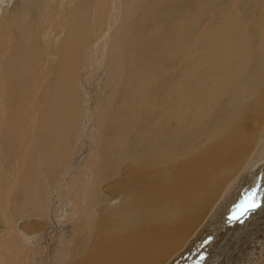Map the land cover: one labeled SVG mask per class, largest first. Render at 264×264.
<instances>
[{
  "label": "bare ground",
  "instance_id": "6f19581e",
  "mask_svg": "<svg viewBox=\"0 0 264 264\" xmlns=\"http://www.w3.org/2000/svg\"><path fill=\"white\" fill-rule=\"evenodd\" d=\"M243 1L252 8L250 16L240 8ZM99 4L97 8L100 14L97 11V18L92 20L94 25L88 49L84 53L90 24L84 22L85 16L79 20L74 17V21L70 22V32L65 37L67 42L61 57V71L57 77L58 89H54L53 96L44 102L41 120L40 114L37 116L35 111L39 105L37 97L41 92L35 95V100L26 101L23 96L26 79L20 74L24 69L29 70L28 65L30 67L35 61L33 57L41 48L34 42L32 33L29 34L32 36L21 33L25 30L24 23L19 21L21 24L16 25L19 32L14 35L7 26L5 14L0 15V164L6 144L15 142L22 146L21 150L17 146L21 163L17 165L14 174L8 175L2 168L3 164L0 165V222L11 224V208L21 212L17 216H23L24 212L27 214L30 210L26 203L35 205L30 215L40 219L36 226L32 225L35 226L34 230L32 227V231L25 228L30 234L26 241L34 239L35 242L29 256H22L19 264H36L40 261L39 258L46 252L43 244L54 242V239L49 238L52 230L70 221L67 214L60 211L61 203H50L54 192L52 189L54 186L58 189L59 184L64 182L70 162L74 164L76 173L83 165L89 166L91 175L88 173L90 177L86 178L89 192L85 194L89 199L86 198V203H68L75 200L73 194L64 198V202H67L65 208L81 219L75 222V232L68 238L70 240L65 256L54 264H178L189 259L188 255L194 249H201L198 240L208 242L207 232L215 228V220H218L222 212L221 219L238 217V220L244 215V219L255 221V232L241 240V235L248 234L244 229L236 231L237 234L230 232L235 234L233 239L224 236V229L221 228L220 232L216 229L218 234L214 237L219 242L211 243V251L205 260L210 264L215 263L218 258L213 263L210 258L213 249L225 241L230 243L227 249L230 253L224 263L264 264V0H201L198 3L201 7L199 14L193 15L188 25L185 22V26L174 31L176 35H172L174 39L169 48L171 63H175L180 55L183 59L179 64L189 65L179 83L172 81L178 65L163 72L160 77H153L154 73L151 74L143 65L138 77L136 73L132 74L136 79L131 75V71L138 73L139 58L126 50L129 47L126 40H132L133 34L130 31H136L139 25L135 18L143 22V12L147 11L152 0H99ZM215 6L216 9L212 11ZM71 9L63 10L62 23L68 15H72ZM208 16H211V20L196 31V24L202 17ZM43 21H40L42 25ZM63 25L59 23L57 28L62 31ZM189 27H193L191 35L187 31ZM182 38H185L183 44L180 43ZM12 49L18 53L13 54L14 58L11 56ZM47 53L51 55V51ZM21 54H29L31 63L18 61V55ZM80 63H83L82 66ZM33 65L39 67L40 58ZM123 67L127 72L123 71ZM121 68L124 78L119 80L118 71ZM98 69L100 73L108 75L106 77L114 75L117 83L123 80L124 87L129 83L127 79L132 85L137 80L138 88L131 93V97L126 96L124 104L122 102L125 116L124 113L122 116L114 114L113 109L117 113L119 103L115 105L113 100L106 108L100 109L97 106L99 96L95 91H85L87 86L92 85V77L99 74ZM87 71L91 76L87 73V79L82 78L80 81L81 74ZM35 72H31L33 77L28 75L31 77L30 85H38L37 89L40 90ZM4 77L9 81H5ZM167 83L171 88L170 85L166 87ZM118 85L112 88L115 98H119L122 90ZM160 87L163 95L155 94L154 91L161 92ZM124 89L129 92L127 87ZM254 90L257 97L254 95L256 99L250 100ZM86 92L94 98L96 107L92 111L85 109V115L101 111V120L96 123V133L100 138H97L98 145L91 159L84 157L80 161L82 147L78 144L75 152L71 142L78 138L77 132L86 133L85 137L89 135L88 127L77 131L81 116L79 107L88 101ZM167 96L172 102L171 106L177 105L168 111L182 113L184 125L178 126L181 129L178 134L171 133L174 138L165 147L160 144L165 135L161 137L158 128L168 120L165 118L168 115ZM79 103L82 104L78 106ZM252 103L255 104L253 107ZM119 106L122 108V105ZM148 108L149 116L146 111ZM109 109L111 112L105 120L104 111ZM35 120H40L38 129ZM103 129L104 132L109 130L107 135L103 134ZM195 131L201 132L198 138L197 135L189 138L188 135ZM255 148L256 151L251 155ZM184 155H187V159L179 161ZM4 159H7L6 156ZM159 165L163 167L157 168ZM45 169H48V174ZM80 175L81 172L72 182L67 183L63 193L61 187L56 191H60L63 197L68 195L66 193L70 192L72 186L75 187L74 181L80 179ZM51 177L54 183L39 190L40 183L50 182ZM105 182H110L111 186L106 197L112 195L109 201L118 197L116 203H104L106 198L101 188ZM24 184L34 189L25 194ZM243 188L251 189L246 199V192L240 194ZM42 191L47 193L46 196ZM244 199L248 200V203L243 201L247 204L239 209L233 205L236 210L232 208V203ZM227 221L228 225L230 220ZM9 238L12 239L10 235ZM45 256L53 262L51 254ZM199 259L198 254L196 260ZM14 263V258L11 259L0 250V264Z\"/></svg>",
  "mask_w": 264,
  "mask_h": 264
},
{
  "label": "rangeland",
  "instance_id": "374dc122",
  "mask_svg": "<svg viewBox=\"0 0 264 264\" xmlns=\"http://www.w3.org/2000/svg\"><path fill=\"white\" fill-rule=\"evenodd\" d=\"M4 1L0 0V2H1L0 6L4 9V10L2 8L0 9V15L5 14V16L7 18V26H9V29L13 31L14 35H17L16 33H18L19 31H18V29H16V25L17 24H21L20 22L24 23V27H25L24 29L25 30L21 31V33L27 34V35L32 33V35H34V37H35L34 42L37 44L38 48H41V49H39L40 52H36L34 57H33V60L35 59V61H37L40 58L39 67H35L33 65V63L35 61H33L31 63V56H29V54L18 55L20 57V58L18 57L20 59V60L18 59V61L30 62L31 63L30 67L28 65V69L31 70V71H29L27 69L26 70L24 69V71H22L20 73L26 79L25 80L26 81V83H25L26 86H25V90L23 92V96H24L26 101L29 100V102H30L32 100H35V97H37L38 94H40V92H41L39 97H37L39 99V105H38V107L35 108L36 115L38 116L40 114L39 119L41 120L42 119L41 117H42L44 102L48 101L53 96L54 89H56V90L58 89V88H56L57 82L59 81V79L57 81V77H58L59 72L61 71V68H60L61 67V57H62V54H63V48L65 46V43L67 42V38H65V37H67V35L70 32V29H69L70 22L74 21V17L77 20H79L80 17L85 16V21L84 22H86L87 25L90 24V32L87 35V46L83 50V53H84L88 49V41H89V37H90V34H91V28L94 25V22L92 23V20L94 21L97 18V11H98L97 7H99V5H100L99 4V0H4ZM200 2H201V0H176V1L175 0H152V4L150 6H147V11L143 12V14L145 15V17L143 18L144 19L143 22L142 21L140 22V20L138 18H135L136 21L138 20L139 25H138V28H137L136 31H130L133 34L132 35L133 36L132 40H129V39L126 40V42L129 44V47H127L126 50L130 54L132 53L135 58H139V60L137 61V63H138V68L137 69H138V73L139 74L137 72H132L131 71V75L133 73L135 75V73H136L135 76L138 77L142 73L141 65H143V66L146 67L145 69L147 71H150L151 74H152V72L154 73V75L152 74L153 77H157V75H158V77H160L163 72H165L167 70H170L171 68H174L176 65H178V67H176V68L178 69L179 73H177L178 71L176 72V75L173 76L176 79L172 78V81L179 83L180 80H182L184 78V75L186 73L185 71H187L189 65L185 64V63L181 64V65L179 64V62H181L182 59H183L182 56L180 57V55L176 59L175 63H171L172 61H171V58H170V49L169 48L171 46V41L174 39V36H172V35H176V33H173V32L176 31L177 29L182 28V26H185V22H186V25H188L190 18H192L193 15L196 16V15L199 14V9L201 7L199 6L198 3H200ZM2 3H3V5H2ZM218 5H219V1H218ZM22 6H25V8H22ZM65 8H69V9L72 8L71 9L72 15H70V16L68 15V17L66 18L65 22L62 23V21H63L62 20V12H63V10ZM240 8H241V10L243 12L246 13L247 16H250L252 14V8L249 5V3L243 1L242 5L240 6ZM101 9H102V7H101ZM215 9H216V6L213 7L211 10L214 11ZM253 9H254V7H253ZM12 11H13L14 15H15V13L17 15L14 16ZM98 14H100V9L98 11ZM9 16H11V18ZM17 16L19 18H17ZM132 16H133V14H132ZM132 18L133 17H130V19H132ZM8 19H9V21H8ZM43 19H44V21H43ZM210 20H211V16H208L207 18L202 17L201 20L196 24V27H195L196 31H199V28L201 26H203L205 22H208ZM0 21H1V19H0ZM40 21L44 22L43 25H42V23ZM179 22H181V23H179ZM59 23L64 24L63 27H62L63 28L62 31H60L57 28V25ZM200 23L202 25H200ZM213 23H215V20L213 21ZM43 27H44V29H43ZM187 31H188V34H190V33L192 34L193 27H191V28L189 27ZM26 32H28V33H26ZM32 35H29V36H32ZM182 41H185V38L184 39L182 38L180 43ZM183 43L184 42H182L181 44H183ZM136 45H138V46H136ZM134 46H136V47H134ZM43 47H45V48H43ZM42 49H44V50H42ZM13 51H15V50L12 49V51H11L12 52V55H11L12 57H13V54L16 53V52H13ZM42 51H43V53H41ZM47 51H51V55H49L48 53L46 54ZM6 52H9V50H7ZM16 54H18V53H16ZM22 55H23V57H21ZM24 59H27V60L24 61ZM79 60H80V58H79ZM15 61H17V60H15ZM100 63L102 65L103 61L100 62ZM164 63H166V64H164ZM80 64H81L80 66H82L83 63H80ZM179 65H180V67H179ZM171 66H173V67H171ZM31 67H33V68H31ZM100 68L102 70V67H100ZM99 69H98L99 74H97V76L96 75L93 76L92 79H91L92 85L87 86V84H86L87 87L85 88V91H89V90L95 91V93L99 96V101H98V105L97 106L100 109L106 108L109 103L113 102V100H114V104L115 105L117 103H119L117 105V109H116L118 114L116 113L115 109H113L114 110V114H116L118 116H119V114H121V116H122L123 113H124V116H125V112L122 110L123 109V104H124L123 101L126 99V96H130L131 97L133 92L136 90V87L138 88L137 80L133 81V83L136 82V84L135 85L133 84L134 85L133 86L131 81L129 79H127L129 81V83H127L128 85L126 86L128 88L127 91H129L127 93L126 89H124L125 92L123 90V88H126V87H124L123 80H122V82L117 83V81H116L117 78H114L115 77L114 75H112V77H111V75L109 77H106L108 75H105L104 73H100L101 71ZM33 70L37 71V79H38L39 84L41 86L40 90L37 89V87H39L38 85H34V86L30 85L31 84V81H30L31 77H33V74H31V72L32 73H36ZM123 71L127 72V70H125V68L123 69ZM123 71H122V68H121V71H118V73L120 72L119 78H118L119 80H121V78H124V76L122 75ZM23 73H25L24 75H26V76H24ZM83 73H85V74H83ZM83 73L80 76V81L82 80V78L87 79L88 75L91 76L88 71L87 72H83ZM87 73H88V75H86ZM29 74H30L31 77L28 76ZM78 75H80V74H78ZM134 75H132V76H133L134 79H136L137 77H135ZM185 79H186V77H185ZM4 80L7 81V82L9 81V80H7V77H4ZM184 81H183V83H184ZM50 83L52 85H50ZM78 85L79 86L81 85L80 82L78 83ZM78 85H77V87H78ZM116 85H118L119 87H122V90H121L122 94L120 93L119 98H115V95H114L115 93L112 91V88H114ZM169 85L170 84L167 83L166 87H168ZM26 87H29V88H26ZM93 87H95L97 90H95V88H93ZM170 88H171V85H170ZM109 89H110V91H109ZM160 91L161 92L154 91V93L155 94L160 93L161 95H163V93H162L163 89L162 88L160 89ZM255 91L256 90H254L252 92L250 100H252V99L255 100L256 99V97H257L256 95L257 94L255 95ZM31 92H32L33 95L31 94ZM86 93H87V96H88V97H86V100H88V101L86 103H84V104L79 103V105H78V106H80V104H82L83 107L82 106H81V108L79 107V109L81 110V116L78 119V130L77 131H79L80 128L82 130V127L83 128L85 127L84 130H86V128L88 127V134L89 135L87 137H85L84 134H86V133L77 132L78 138L77 139L75 138V140H73L71 142V148L73 150L75 149L74 150L75 152H76L77 146H79V145H80V147H82V150L85 151V152L80 151V153H79V156L81 157L80 161L84 157H85L84 159H86V158L89 159V160L91 159L93 152L95 153V151H96V148H97V145H98V140L100 138V137L98 138L97 133H96V130L98 129V127H97L98 124H96V123L101 120V111L98 112V113L97 112H93V113H91L88 116L85 115L86 114L84 112L85 109H90L92 111L96 107V102H94L95 101L94 98L92 99V96H91L90 93H88V92H86ZM116 93H119V91L116 92ZM29 95H31L32 97L29 96ZM35 95H37V96H35ZM169 96H167L168 97V99H167V102H168V108H167L168 115L165 117L168 120L165 121L163 124H160V126H159L160 128H158V130H161L160 131L161 137H164V135H165V137L162 138L161 141H160L161 146H165V147H167V145H169V143H170L169 140H172L174 138L173 137L174 135H171V133L178 134L181 131V129L178 128V126L179 125H184V123H183V114L182 113H178V112H174V111H171V112L168 111V109L171 108V107H173L174 109L177 107V105L176 106H171L172 102L170 101ZM252 96H254V97H252ZM80 97H81V95H80ZM108 98H110V100ZM116 101H118V102H116ZM93 102H94V104H92ZM122 102H123V104H122ZM91 104H92V106L90 107ZM115 105L113 107H116ZM119 105H122V108ZM254 105L255 104L252 103L251 107H253ZM152 107L153 106H150V108H152ZM251 107H250V109H251ZM150 108L146 109V111H148V114H147L148 116L150 114L149 113V111H150L149 109ZM118 110H119V112H118ZM109 111L111 112V109H109L107 111H104V113H106V114L108 113V115L104 114V119L105 120L107 119L106 116H109V114H110ZM172 113H174V114H172ZM94 116H95V118H94ZM173 116H174V118H173ZM90 119H92V120L90 121ZM40 120H37V121L35 120V122H34V123H37V126H38L37 129L40 128V124H39ZM167 122H168V124H167ZM171 123H172V126H171ZM83 124H84V126H83ZM88 124H90V125H88ZM164 130H167V131L165 132ZM105 132H104V129H103V134H105V135H107L109 130L105 131ZM186 133L189 134L188 132H186ZM200 133H201L200 131H195L194 133H192V134H190L188 136H189V138L190 137L193 138V137H196V135H197V138H198V135H200ZM80 134L82 135V137H80ZM167 135H168V137H167ZM36 136H37V134H36ZM75 136H77V135H75ZM83 137H85V138H83ZM166 137H167V139H166ZM93 138H94V140H93ZM97 138H98V140H97ZM156 138H157V136H156ZM166 140H168V141H166ZM137 141L140 142L139 139H137ZM9 144H10V147H9ZM13 145L15 146L14 147L15 149H12ZM5 146H7L8 149L5 147L6 149H4L3 160H2V163L0 165L3 164L2 168H4L5 171L9 173L8 175H12V174H14L17 165L19 163H21V155H20L19 150H21L22 146L21 145L19 146V144L15 143V142L8 143V145L6 144ZM17 146H19V150H18ZM168 148H169V146H168ZM12 150H14V151H12ZM255 151H256V148L251 153V155ZM9 153H10V155L7 156ZM19 155H20V157H19ZM151 155H152L151 157H153L154 153H152ZM5 156H6L7 159H4ZM183 157L184 158L183 159L181 158L179 161L183 162L184 159L185 160L187 159V155H184ZM108 158L109 157H107V160H108ZM5 160H6V163H5ZM69 160L71 161V158H69ZM170 163L171 164L173 163L172 165H176L175 162H170ZM171 164H168V165L165 164L164 166H169L170 167V166H172ZM69 165H70L69 166L70 169L68 170V173L65 176L66 179L64 180V182L62 184H59V188L58 189L60 190V187H61V192H62L63 188L67 185V183L72 182L76 178V175L78 173L80 174V172H81V175H80L81 178L74 181L73 185H75V187L72 186V188L70 189L71 193L70 192L66 193L68 195H66L64 197L62 196L63 194L61 195L60 191L59 192L56 191V190H58V189H56L57 187L55 188V186L54 187L52 186L53 187L52 191L54 190V192L52 193L50 203H61L60 211L62 213H66L67 214V218L70 221L66 222L63 226H60L59 228H55V229L52 230L51 234L49 235V238L50 239H54V242L43 244V246L46 248V252L44 253V255L41 258H39L40 261H38L36 264H54V262L61 260V258L65 256V253L68 250L67 246H68V242L70 240L68 238H69V236L74 234L75 229H76L75 228L76 227V223L75 222L77 220L81 219V218L75 217L74 213H70V211L65 208L67 202H64V198H69L73 194V197H74L75 200L74 201L70 200V201H68V203H86V198L89 199L88 195H85V194H87L89 192V188L87 187V185H88L87 181L89 179L88 177H90V175H91L89 173L90 172L89 166L83 165L82 167H83L84 171L82 170V167H81V169L78 170V173H76L75 172L76 170L74 168V164L72 162H70ZM160 167L162 168L163 166L159 165L157 168H160ZM6 169H8V170H6ZM87 169H88V171H87ZM40 171H38V172H40ZM45 172L48 174V172H49L48 169H45ZM86 178H88V179H86ZM43 183H44V185H43ZM53 183H54V178L51 177V181L50 182H44L43 181V182L40 183L39 190H41L42 187H43V189H45V187L47 188V186L52 185ZM109 183L105 182L102 185V188H101V190H102V192H103V194L105 195V198H106V200H104L105 201L104 203H108V202L116 203L117 201H119L118 197H116L115 200H113L114 202L113 201H109L112 198V195H111V197L110 196L108 198L106 197V196L109 195V193L107 191H109L111 189V186L109 185ZM26 184H24V186H25V194H28V192L30 190H33L34 187L33 186L28 187ZM76 187H77V190H75ZM82 192L84 194H82ZM245 192H246V194H245ZM42 193H44L45 196L47 194L45 191H42ZM241 193L242 194L244 193L245 196L247 195V197L244 196L245 199H246V198H248V193L250 195L251 189L243 188V190L240 192V194ZM56 194H59L61 196L58 195L59 197H57ZM69 194H70V196H69ZM53 195H54V197H53ZM77 195H79V196L77 197ZM61 198L63 199V201L61 200ZM245 199L244 200H240L239 203H232V206L233 205L236 206V207L238 206L237 208L234 207V206L233 207L231 206V207L234 208V210L239 209L242 205H245V204L248 203V200H245ZM18 200H21V198H18ZM243 201L244 202L247 201V203H244ZM220 204L221 203H219V205ZM26 205H27L28 211L29 210L33 211L35 209V205H33L31 203H26ZM10 211L13 212V217H12V220H11L12 221L11 224H8L7 222H5V224H3L2 222H0V250L3 251V252H6L11 259L14 258L15 259V263L14 264H19V259L22 256H29L32 247H34L33 243L35 242L34 239H30L29 242L26 241V239L30 236V234L25 230V228L26 229L30 228L29 230H31L33 228L32 230H34V227L39 223L40 219L37 218V217L35 218L32 215H30V211L28 212L29 214L28 213L26 214V212H24L23 216H17V213H21V212L16 211V209H14V208H11ZM222 213H219L218 220H215L216 223L214 221L215 228H213L212 230H209L207 232V233H209V235H207L208 242H205L204 239L198 240L201 243V249H194V251H191L189 253V255H188L189 259L186 258L184 262H181V263H178V264H185L186 262H187L186 264H190L189 262H191L193 260H194V262H193L194 264L196 262H197L196 264H210L205 259L208 258V255H209V253L211 251L210 248H209L211 246V243L217 244L219 242L218 240H215L214 236H216L218 234V233H216V232H218V230L220 232L221 228L225 230V234L226 235H224V236H228V237H230L232 239H233V236H235V234H237V232H240L243 229L246 230L249 235L248 234L247 235H241V240L244 239V236H250L251 233L255 232V221L254 222L252 220L248 221L247 218L244 219V215H243L238 220H236V219L231 217L232 220H233V222H232L231 218L227 219L225 217L224 219L223 218L221 219V214ZM25 216H27V218H26L27 220L24 219ZM28 217H30V218H28ZM225 219H226V221H225ZM227 220H230L228 225H227V223H228ZM238 221H239V224H238ZM240 222H241V224H240ZM223 223L224 224L226 223V224L224 225ZM217 224H219L218 227H217ZM222 224H223V227L221 226ZM3 225L6 226V227H4ZM29 225H30V227H29ZM32 225H35V226L32 227ZM247 225H249V226H247ZM199 229H200V227L196 231H198ZM216 229H218V230H216ZM5 232H8L9 235L12 237V239H10L9 235H7ZM211 232H213V233H211ZM230 232L231 233H235V234L233 235ZM208 236L210 237V239L208 238ZM204 242H205L206 246L204 245ZM62 244H64V245L62 246ZM229 244H230L229 242L227 244L224 241L223 243L221 242L220 245L216 249L215 248L213 249V252H212L213 254H211L213 256L210 257L211 260H212V263L215 262L216 259L218 258V260H217L218 262L216 261L213 264H218L220 260H221L220 261L221 263H219V264H226V263H224V261H226L225 259L229 258V253L230 252L227 250ZM186 245H187V243L185 244V246ZM203 246L205 247V249H204ZM220 248H222V249H220ZM199 251H200V253H199ZM197 253L200 255V259L199 260H196L197 259V255H198ZM203 253H205V254H203ZM220 253H221V255H220ZM223 253H224V255H223ZM49 254L52 255L53 262L51 260L46 259L45 255H49ZM190 256L193 257V259H191ZM219 257H221V258L219 259ZM62 261L64 263L66 262L65 259H62Z\"/></svg>",
  "mask_w": 264,
  "mask_h": 264
},
{
  "label": "snow or ice",
  "instance_id": "6c2138e0",
  "mask_svg": "<svg viewBox=\"0 0 264 264\" xmlns=\"http://www.w3.org/2000/svg\"><path fill=\"white\" fill-rule=\"evenodd\" d=\"M236 218H238V217H234V219H236Z\"/></svg>",
  "mask_w": 264,
  "mask_h": 264
}]
</instances>
